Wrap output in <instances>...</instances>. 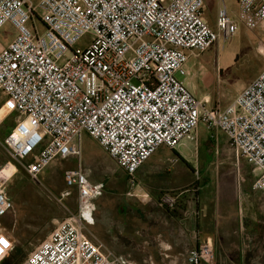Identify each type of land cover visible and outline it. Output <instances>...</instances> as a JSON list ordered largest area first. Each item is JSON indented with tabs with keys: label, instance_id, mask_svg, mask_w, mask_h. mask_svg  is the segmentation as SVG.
I'll return each mask as SVG.
<instances>
[{
	"label": "built area",
	"instance_id": "obj_1",
	"mask_svg": "<svg viewBox=\"0 0 264 264\" xmlns=\"http://www.w3.org/2000/svg\"><path fill=\"white\" fill-rule=\"evenodd\" d=\"M235 13L217 11L216 26L204 15V0H0V31L12 39L0 45V264L14 242L3 220L11 206L10 178L18 167L40 182L57 158H79L66 169V198L78 191V207L58 221L20 264H131L93 233L96 200L105 183L83 167L85 136L131 176L161 146L176 148L198 137L204 122L220 130L254 175L264 199V69L224 105L205 104L178 74L190 75L191 54L200 55L240 27L264 31V0H236ZM40 21L41 30L36 24ZM85 35L90 40L76 48ZM5 158H4V157ZM11 161L16 171L1 173ZM180 194L165 191L159 201L170 210ZM212 240L188 256V264H212Z\"/></svg>",
	"mask_w": 264,
	"mask_h": 264
},
{
	"label": "rangeland",
	"instance_id": "obj_2",
	"mask_svg": "<svg viewBox=\"0 0 264 264\" xmlns=\"http://www.w3.org/2000/svg\"><path fill=\"white\" fill-rule=\"evenodd\" d=\"M31 1L36 4L39 0ZM209 1L210 7L216 9L215 2ZM226 7L233 13L237 11L235 0ZM36 24L41 30L38 18ZM12 37V28L3 29L0 31V45H6ZM89 40V35H85L76 48H84ZM201 55L206 67L193 69L196 73L192 71L190 77L192 84L197 85L202 96L207 95L205 104L222 107L230 103L235 95L242 91L244 85L264 69V31L259 28L252 30L241 26L239 32L233 37L222 38L199 56H194V59H199ZM178 77L183 78L180 74ZM15 116L16 113L9 115L0 126L1 138L8 134L14 124ZM198 131L202 135H198L193 140H186L190 142V146L183 150L185 155L189 151L197 154L199 162L195 168V180L191 179L188 184L166 191L190 194L194 208L203 210L207 218L213 220V215L218 210L222 211L225 207L231 206L232 199H238L240 190L244 188V182L249 185L253 183L254 175L251 167L243 159H240L238 163L234 149L220 130L209 129L204 122H201ZM9 162L10 168L14 169L15 164ZM82 164L89 171L91 179L105 183L104 196L121 192L112 200L115 202L114 212L119 206L122 191H125L128 196L148 198L137 183L126 176L118 163L89 136L84 142ZM78 165L77 157H70L67 160L57 158L41 174H38L40 182L32 179L24 169L18 167V173L16 172L9 180L8 195L11 206L3 220L5 230L14 242L6 258V264H20L48 236L58 221L76 211L77 188H73L72 194L66 198L61 197V192L67 189L64 180L65 170L76 168ZM5 176L7 178L11 175L6 173ZM178 179H181L182 184L185 183V179L181 176ZM243 197L247 200L248 197L251 199L253 196L250 198V195L246 194ZM179 202L182 204L183 200ZM257 205L256 212H258L254 225L243 217V221L234 223L233 228L243 227L242 234L247 237V240L258 241L259 244L264 245L263 197ZM104 212L102 207L101 213Z\"/></svg>",
	"mask_w": 264,
	"mask_h": 264
},
{
	"label": "crops",
	"instance_id": "obj_3",
	"mask_svg": "<svg viewBox=\"0 0 264 264\" xmlns=\"http://www.w3.org/2000/svg\"><path fill=\"white\" fill-rule=\"evenodd\" d=\"M213 1L216 9L210 7L209 0H204V15L215 27L218 8L234 3V0ZM194 56L199 55L191 54L187 62L190 75L181 79L199 99H207V95L202 96L197 85L192 84L190 79L192 71L196 73L193 70L195 67H206L202 55L199 59H194ZM188 146L190 142L186 140L174 149L161 146L136 171L135 183L148 198L128 196L122 191L115 212V202L112 200L121 192L98 198L95 222L91 226L93 233L105 247L116 255L125 256L131 264H188V256L192 250L207 239L214 243L215 260L212 264H264V245L247 240L242 234L243 227L233 228V224L243 221V217L248 222L251 221V225L255 224L257 204L260 203L262 194L253 188V183L249 185L244 182L238 199H232L231 206L212 214L213 220L208 219L203 210L194 208L190 194H180L183 196L179 201L183 202H179L175 210L168 209L159 201L166 190H174L188 184L191 179L195 180V168L199 161L196 153H183ZM179 176L185 179V183L180 182ZM246 194L253 197L246 200L243 197ZM102 207L104 213H101Z\"/></svg>",
	"mask_w": 264,
	"mask_h": 264
},
{
	"label": "bare ground",
	"instance_id": "obj_4",
	"mask_svg": "<svg viewBox=\"0 0 264 264\" xmlns=\"http://www.w3.org/2000/svg\"><path fill=\"white\" fill-rule=\"evenodd\" d=\"M9 113V111L8 110H6V109H3V110H1V112H0V116H5L6 114H8ZM15 171H16V167H14V169L12 168H10V162L8 161L7 163H6V165H5V167L3 168V171H2V175L4 176V177H6L5 175H6V173H8L9 175H13L14 173H15ZM18 173V172H17ZM19 175V174H18Z\"/></svg>",
	"mask_w": 264,
	"mask_h": 264
},
{
	"label": "trees",
	"instance_id": "obj_5",
	"mask_svg": "<svg viewBox=\"0 0 264 264\" xmlns=\"http://www.w3.org/2000/svg\"><path fill=\"white\" fill-rule=\"evenodd\" d=\"M126 173V172H125ZM126 176H128V178H131V176L129 174L126 173ZM164 193V192H163ZM165 206V205H164ZM167 207V206H165ZM168 208V207H167ZM169 209V208H168Z\"/></svg>",
	"mask_w": 264,
	"mask_h": 264
}]
</instances>
